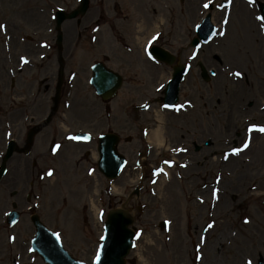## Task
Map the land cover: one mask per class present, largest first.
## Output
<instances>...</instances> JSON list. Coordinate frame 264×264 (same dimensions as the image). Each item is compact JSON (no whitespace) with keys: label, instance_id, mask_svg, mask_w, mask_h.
I'll list each match as a JSON object with an SVG mask.
<instances>
[{"label":"rangeland","instance_id":"1","mask_svg":"<svg viewBox=\"0 0 264 264\" xmlns=\"http://www.w3.org/2000/svg\"><path fill=\"white\" fill-rule=\"evenodd\" d=\"M14 1L17 2L5 0V4L13 5ZM18 3L20 7L8 12L33 14L43 21L53 0H18ZM113 3L114 0L103 3L91 0L87 65L107 55L108 66L126 78L125 89L110 105L104 104L84 75L78 88L71 91L74 102L69 103L72 93L63 100L58 117L59 123L68 127L74 114L84 110L85 122L72 125L71 132L82 127L94 139L109 131L119 134V150L128 159L126 169L118 180L107 181L97 170L94 152L92 157L84 158L79 146L70 145L68 158H56L52 164L56 166V174L42 183L35 175L23 171L21 164V169L16 170L19 160L15 158L9 162L8 173L0 183V217L5 204L9 203L7 208L11 209L13 190L20 194L26 189L34 190L47 226L59 234L72 256L92 264L107 213L124 204L144 180L140 198L129 204L131 212L137 214L139 205L144 212L136 217V248L127 264H257L260 257L264 258V147L260 149V145L264 146V135L251 128H264V31L242 7L247 4L235 0L232 12L212 14L218 28L216 38L193 51L188 46L204 17L200 1L187 0L181 5L177 0H122L121 13L113 11ZM102 5L106 7L105 13ZM102 21L107 24L102 25ZM141 22L143 29L139 26ZM112 25L117 26L132 53L119 43L120 36L111 30ZM151 34L160 40L155 44L174 54L182 52L181 63L190 62L191 68L182 84L179 110L164 112L160 105L153 104L156 112L146 115L145 128L150 130L158 125L157 114L164 119L168 145L151 147V156L140 160L137 148L141 147L142 131L131 119V108L142 103L139 94L144 90L151 100L158 97L156 87L164 84L165 75L172 74L170 68L149 63L144 57L141 47ZM82 58L80 47L70 61L73 69L86 65ZM200 65L210 75L208 82L200 76ZM206 137L211 138L213 147L204 148L195 157L175 158L171 156L174 151L168 150L183 141L189 145L190 140L200 142ZM128 138L132 141L127 142ZM44 163L43 160L42 168ZM17 172L18 184L13 175ZM250 186L254 189H249ZM219 187L220 197L215 193ZM228 196H235L236 200ZM91 198L102 210L99 221L91 211ZM225 198L230 200L229 207L222 205ZM162 221L168 223L166 231L159 227ZM1 226L0 220V264H42L30 249L34 228L28 216L15 228L5 226L3 230ZM201 236L207 237V242L195 262V247ZM170 242L171 256L167 252ZM185 243L189 255H183Z\"/></svg>","mask_w":264,"mask_h":264},{"label":"flooded vegetation","instance_id":"2","mask_svg":"<svg viewBox=\"0 0 264 264\" xmlns=\"http://www.w3.org/2000/svg\"><path fill=\"white\" fill-rule=\"evenodd\" d=\"M79 2L53 0L54 7L63 4L67 12L74 10ZM9 6L5 0H0V147L7 146L11 140L24 145L34 132L35 158H46L53 141L59 137L56 117L50 115L52 106L47 105L57 89L58 63L61 65L63 57L72 58L81 41L83 46H88L90 20L87 14L64 25L63 48L59 52L53 49L46 27L30 26L32 16L24 15L28 26H5L9 21L5 9ZM27 32L31 35L27 36ZM80 71L86 72V69L81 68L78 73ZM18 158L28 157L20 155Z\"/></svg>","mask_w":264,"mask_h":264},{"label":"water","instance_id":"3","mask_svg":"<svg viewBox=\"0 0 264 264\" xmlns=\"http://www.w3.org/2000/svg\"><path fill=\"white\" fill-rule=\"evenodd\" d=\"M204 29H207L204 32ZM213 27L209 19L203 23L198 29L201 39H207L213 33ZM198 40L195 39L193 45H197ZM153 55L160 61L171 64L173 58L166 51L160 48L153 49ZM174 79L168 85L165 92L168 99L175 102L179 92V85L183 80L184 69L176 67L174 69ZM112 72L105 70L102 65L95 67L92 85L99 94H103L104 98H109L111 93L116 92L119 86L120 78ZM118 84V86H117ZM106 95V96H105ZM114 95V94H113ZM102 142V143H101ZM101 171L109 178H116L120 169L124 164V158L118 155L116 145L118 138L115 136H104L101 139ZM11 155V152L9 153ZM9 158H5L7 161ZM3 174V169L1 170ZM38 229V236L35 240L34 248L43 257L46 264H77L74 262L67 252L59 245L55 237L39 223L38 219H33ZM132 217L126 211L117 210L110 213L107 222V234L104 240L102 252L97 264H125L124 257L128 254L133 244L134 234L128 230V225L132 222ZM259 264H264L262 259Z\"/></svg>","mask_w":264,"mask_h":264},{"label":"bare ground","instance_id":"4","mask_svg":"<svg viewBox=\"0 0 264 264\" xmlns=\"http://www.w3.org/2000/svg\"><path fill=\"white\" fill-rule=\"evenodd\" d=\"M241 16H243L244 17V14H241ZM243 17H242V19H243ZM142 23V22H141ZM141 27L143 26L142 24L140 25ZM143 28V27H142ZM157 28V27H156ZM156 28H154V29H156ZM154 29H152L150 32H149V34L150 33H152L153 31H154ZM254 33V32H253ZM148 34V35H149ZM145 41V39L142 41V42H144ZM159 121H162V118L161 117H159ZM150 140L157 146V147H162L163 146V143H164V140H163V133H162V129L161 128H158L156 131H152L151 132V135H150ZM263 147L264 146H261L260 145V149H262L263 150ZM95 157H96V155H95ZM165 179V178H164ZM164 181H166V179L165 180H163V182ZM164 183H166V182H164ZM161 185H162V183H161ZM249 189H254L252 186H250L249 187ZM218 191H219V197H220V187L218 188ZM224 191H225V188H224ZM222 195L223 194H221V197H222ZM258 195H260V194H258ZM229 198H231L230 200H236V197L235 196H228ZM223 198V197H222ZM220 200V199H219ZM230 200H228V199H224L223 200V202H222V205L223 206H228L229 207V204H230ZM219 202V201H218ZM238 203L237 202H234V205H237ZM90 205H91V211L93 212V215H94V217L96 218V219H98L99 218V215H100V208H99V206H97L95 203H94V200L91 198V200H90ZM168 248H167V252H168V255L169 256H171L172 255V249H170L171 248V242L170 243H168ZM204 249V248H203ZM207 251H210V249L208 248V250ZM185 254H187V255H189L190 254V250H189V247H188V245L185 243L184 244V251H183V255H185ZM196 260V257L194 256V261ZM194 261H193V263H194Z\"/></svg>","mask_w":264,"mask_h":264},{"label":"snow or ice","instance_id":"5","mask_svg":"<svg viewBox=\"0 0 264 264\" xmlns=\"http://www.w3.org/2000/svg\"><path fill=\"white\" fill-rule=\"evenodd\" d=\"M261 131H264V128L260 129Z\"/></svg>","mask_w":264,"mask_h":264}]
</instances>
